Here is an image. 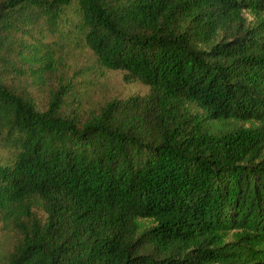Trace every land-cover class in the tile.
Wrapping results in <instances>:
<instances>
[{
    "label": "trees",
    "instance_id": "16d2710c",
    "mask_svg": "<svg viewBox=\"0 0 264 264\" xmlns=\"http://www.w3.org/2000/svg\"><path fill=\"white\" fill-rule=\"evenodd\" d=\"M64 41L149 93L41 108ZM0 216V264H264V0H0Z\"/></svg>",
    "mask_w": 264,
    "mask_h": 264
},
{
    "label": "rangeland",
    "instance_id": "374dc122",
    "mask_svg": "<svg viewBox=\"0 0 264 264\" xmlns=\"http://www.w3.org/2000/svg\"><path fill=\"white\" fill-rule=\"evenodd\" d=\"M48 35L49 40L58 38L51 34ZM63 43L65 45L61 52L66 61L59 73L53 74L47 79H38L30 75L26 79L10 78V81L17 87L30 92L41 108L46 107L52 81L58 83L59 78L72 83V90L67 102L84 119L97 113L109 101L125 99L134 95L144 96L149 93V88L142 83L129 82L124 72L102 68L96 57L84 44L76 41H64ZM39 213L41 214V212ZM16 239V233L8 228L3 217L0 216V259L13 249Z\"/></svg>",
    "mask_w": 264,
    "mask_h": 264
}]
</instances>
